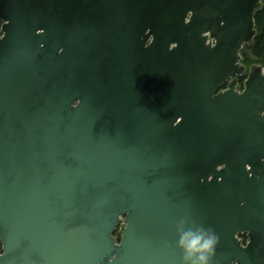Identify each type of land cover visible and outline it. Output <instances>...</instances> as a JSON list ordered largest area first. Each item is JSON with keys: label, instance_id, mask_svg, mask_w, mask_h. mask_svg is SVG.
<instances>
[{"label": "water", "instance_id": "obj_1", "mask_svg": "<svg viewBox=\"0 0 264 264\" xmlns=\"http://www.w3.org/2000/svg\"><path fill=\"white\" fill-rule=\"evenodd\" d=\"M261 1L0 0V264H264Z\"/></svg>", "mask_w": 264, "mask_h": 264}, {"label": "trees", "instance_id": "obj_2", "mask_svg": "<svg viewBox=\"0 0 264 264\" xmlns=\"http://www.w3.org/2000/svg\"><path fill=\"white\" fill-rule=\"evenodd\" d=\"M255 35L249 43L243 45L240 50L241 62L245 65L249 62V56L252 55L255 58L264 56V0L261 1V6L253 16ZM247 78V74L244 73L238 77V82L241 87ZM119 238V237H118Z\"/></svg>", "mask_w": 264, "mask_h": 264}, {"label": "clouds", "instance_id": "obj_3", "mask_svg": "<svg viewBox=\"0 0 264 264\" xmlns=\"http://www.w3.org/2000/svg\"><path fill=\"white\" fill-rule=\"evenodd\" d=\"M216 238L213 235L206 237L191 238L185 236L181 240V247L185 251L186 262L191 264H208L209 258L212 255Z\"/></svg>", "mask_w": 264, "mask_h": 264}, {"label": "rangeland", "instance_id": "obj_4", "mask_svg": "<svg viewBox=\"0 0 264 264\" xmlns=\"http://www.w3.org/2000/svg\"><path fill=\"white\" fill-rule=\"evenodd\" d=\"M242 63V62H241ZM243 64V63H242ZM245 66V73L248 74V71L250 69V67L254 66L256 68H261L263 69L264 68V56L263 57H260V58H255L254 56L250 55L249 56V62L247 63V65L243 64ZM237 82V89L238 90H241V85L238 81ZM120 236V233L117 231L114 233V237L118 240Z\"/></svg>", "mask_w": 264, "mask_h": 264}, {"label": "flooded vegetation", "instance_id": "obj_5", "mask_svg": "<svg viewBox=\"0 0 264 264\" xmlns=\"http://www.w3.org/2000/svg\"><path fill=\"white\" fill-rule=\"evenodd\" d=\"M234 81H237V79H235ZM238 238L241 240L242 244H245L247 242V239H248L246 233L238 234Z\"/></svg>", "mask_w": 264, "mask_h": 264}]
</instances>
